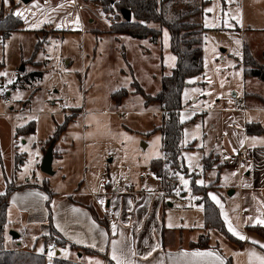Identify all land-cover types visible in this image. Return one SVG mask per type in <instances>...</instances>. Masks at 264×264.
Here are the masks:
<instances>
[{"label": "rangeland", "instance_id": "374dc122", "mask_svg": "<svg viewBox=\"0 0 264 264\" xmlns=\"http://www.w3.org/2000/svg\"><path fill=\"white\" fill-rule=\"evenodd\" d=\"M81 1L79 12L89 5ZM174 4L175 9L183 10L201 7L193 19L201 21L205 28L202 80L208 84L184 92L180 118L188 122L196 114L194 107L231 108L234 91L244 97V47L250 46L261 57L264 0H176ZM17 5L5 7L0 0V10L5 15L12 9L14 14L22 13L19 17L29 29L14 31L0 41V162L4 171L19 167L21 180L29 176L57 191L73 189L78 183L82 189L89 183L94 191L105 190L100 184L104 176L119 188L154 187L156 179L150 163L162 157L163 151L161 133L153 129L161 124L163 113L157 101L146 103L131 83L135 78L151 95L160 90L162 59L167 68L176 63L169 30L163 28L162 39L157 43L129 35L119 41L105 32L110 13L98 2H91V8L84 9L87 25L73 0H19ZM90 18L97 22L101 33L90 31L94 26ZM43 27L45 32L36 31ZM44 38L45 43L33 57L37 42ZM125 55L131 66L125 64ZM121 67H127V74H122ZM34 72H42V76H35ZM121 89L123 93H119ZM1 92H9L12 101L6 103ZM118 110L126 114L118 116ZM218 114L208 111L204 115L205 126L218 125ZM32 121L35 131L17 134V127ZM66 121L55 145L62 157H55L54 174H46L41 169L42 147ZM191 122L182 146L191 174H199L203 154L199 149H186L191 146L189 139L199 137L203 123L201 118ZM15 135L19 157L14 147ZM181 174H176L180 175L178 192H189L192 176ZM196 179L197 184L203 183L201 176ZM9 180L12 186L13 181ZM43 245V239L39 240L37 252L43 251ZM19 248L30 249L29 245Z\"/></svg>", "mask_w": 264, "mask_h": 264}, {"label": "crops", "instance_id": "0c3cea01", "mask_svg": "<svg viewBox=\"0 0 264 264\" xmlns=\"http://www.w3.org/2000/svg\"><path fill=\"white\" fill-rule=\"evenodd\" d=\"M1 1L5 7L19 3V0ZM85 2L89 5L84 9H89L90 3L97 1ZM75 8L87 25L84 9L79 12L82 7L77 8L75 5ZM89 20L94 21L93 18ZM96 23L93 22L94 26L89 29L92 33H101L102 29ZM110 23L104 28L105 32L121 41L126 34L109 32ZM20 30H29L25 28V21ZM263 49L260 59L263 58ZM124 57L125 64L131 66L126 55ZM160 66L162 71V61ZM126 68L121 67L122 74H127ZM130 74L135 77L133 73ZM203 74L197 76V80H193L196 77L189 80L182 101L186 90L208 84L202 80ZM243 77L245 94L240 97L237 92H233V107L216 105L209 109L193 108L196 111L194 121L201 118L203 128L199 137L189 139L191 146L186 149L188 152L199 149L203 154L202 161L207 156L209 162H212L208 170L203 168L199 174H191L188 170L191 176L196 174V177L203 178V183L199 185L213 184L208 196L217 205L228 233L206 225L204 204L196 201L202 195L193 194L192 188L189 192H178L179 187L176 188V185L168 188L165 177L155 175L154 187L126 185L119 188L104 176L100 184L105 190L100 188L94 191L89 183L85 189L79 183L73 189L57 191L50 188L53 194L49 204V195L39 180L35 181L29 176L21 180V168L6 173L0 162V196L5 195L8 202L7 234L11 230L19 233L16 247L29 245L30 249L37 252V244L43 239V251L38 253L44 254L53 243H58L56 238L59 237L64 242L58 243L56 253L59 257L77 260L80 264H264V237L251 229L253 226H264V223H259L264 221V132L252 133L247 129L249 124L256 123L264 130V81L257 78L247 80L245 74ZM236 98L245 100L247 110L236 109ZM221 103V99H218V104ZM208 111L220 114L218 125L213 123L205 126L204 115ZM117 112L126 114L122 110ZM162 113L164 116L166 112ZM189 124L187 122L184 126L183 140ZM17 139L15 135L16 153ZM56 143L53 145V163L55 157H62L59 150L55 149ZM48 147L47 141L45 147H42L44 156ZM243 150L248 153L241 156L244 162L240 164L237 158ZM184 154L186 152H183L185 160ZM175 176L173 174L172 180ZM175 181L180 182V175L176 176ZM178 193H182L181 196ZM229 225L235 232L229 230ZM202 235L209 236L208 246L194 245ZM8 238L13 237L8 235ZM198 252H210L213 255H194Z\"/></svg>", "mask_w": 264, "mask_h": 264}, {"label": "trees", "instance_id": "16d2710c", "mask_svg": "<svg viewBox=\"0 0 264 264\" xmlns=\"http://www.w3.org/2000/svg\"><path fill=\"white\" fill-rule=\"evenodd\" d=\"M100 3L104 11L113 15L109 27V32L114 34H126L135 39L149 40L157 43L162 39L163 28H167L170 33V49L176 56V64L172 68H167L162 59L161 88L155 94H148L140 83L133 78L132 86L135 92L142 94L146 103L152 101L159 102L161 109L166 107L168 111L164 114L160 126L153 131L159 130L162 133V149L164 156L155 158L151 161L150 168L159 177L166 178L168 188H177L178 182L172 180L173 174H188L189 170L183 157V135L184 126L187 123L180 118V111L183 109L182 94L189 80L202 75L204 66V31L203 23L193 19L201 11V7L183 10L175 9L176 0H95ZM205 3V1L203 2ZM16 7V3L12 4ZM13 11L4 14L0 10V41L7 39L14 31L20 30L24 21L21 17L14 14ZM129 10L132 19H124L122 12ZM38 32H45L41 29ZM46 38L40 39L35 46L36 55ZM33 59V58H32ZM31 59V60H32ZM244 74L247 80L257 78L264 81V49L263 58H258L250 46L244 47ZM35 76H42V72L32 73ZM124 90H119L123 93ZM194 118L188 122L193 121ZM67 121L60 126L53 136L48 140V145L55 144L61 133L66 128ZM249 132L262 133L263 128L256 123L248 125ZM35 131L34 121L18 127V135ZM20 154H17L19 157ZM19 160V159H18ZM203 168L208 170L212 166L209 157L204 156ZM221 165V164H219ZM172 175V176H171ZM196 174L192 175L193 194L202 195L197 199L198 203L204 204L206 225L211 226L220 232H226L223 219L220 215L217 205L209 198L208 191L211 185H199L196 183ZM172 180V183H171ZM23 184L21 187H23ZM19 187V186H18ZM44 189L49 195L48 203L52 192L46 183H43ZM8 202L6 196H0V264H80L77 260L57 257L48 259L43 253L35 252L32 249H20L12 247L17 245L18 239H9L7 234L8 223ZM97 217V215L95 214ZM251 229L259 232L264 237V226H253ZM54 232V229L52 230ZM11 236V235H10ZM12 237V236H11ZM58 243L64 242L59 237ZM209 244V236L202 235L194 245L206 247Z\"/></svg>", "mask_w": 264, "mask_h": 264}, {"label": "built area", "instance_id": "2783aa9c", "mask_svg": "<svg viewBox=\"0 0 264 264\" xmlns=\"http://www.w3.org/2000/svg\"><path fill=\"white\" fill-rule=\"evenodd\" d=\"M75 5L77 8L82 7V2L81 0H75ZM113 15L110 14V16L108 17V21L111 22ZM1 97L2 99L6 102V103H10L12 100L10 98V94L7 92H1ZM235 107L238 110H242L245 111L247 110V104L245 102V100L243 98H236L235 99ZM162 112H167L168 109L166 107L162 108L161 110ZM123 112H117L118 115H121ZM248 152L247 150H243L242 152L239 153L238 155V162L241 164L244 162V159H242V155H246ZM59 247L58 243H53L51 245L50 248H48L45 252L44 255L48 258V259H54L59 257L56 253L57 248Z\"/></svg>", "mask_w": 264, "mask_h": 264}, {"label": "water", "instance_id": "95a60500", "mask_svg": "<svg viewBox=\"0 0 264 264\" xmlns=\"http://www.w3.org/2000/svg\"><path fill=\"white\" fill-rule=\"evenodd\" d=\"M25 2H28L29 0H23ZM122 15L124 17V19H126L127 21H130L132 19V14L129 10L127 11H123ZM53 158H54V154H53V143H51L47 149V152L42 160L41 163V169L43 172H45L46 174H53L54 170H53ZM10 235L14 238L17 239L19 238V233L15 230H11L10 231ZM58 255V254H57ZM59 256V255H58Z\"/></svg>", "mask_w": 264, "mask_h": 264}, {"label": "snow or ice", "instance_id": "6c2138e0", "mask_svg": "<svg viewBox=\"0 0 264 264\" xmlns=\"http://www.w3.org/2000/svg\"><path fill=\"white\" fill-rule=\"evenodd\" d=\"M209 11H211V9H209ZM15 15L20 16V15H22V13L16 12ZM237 43H239V41ZM209 82H211V81H209ZM184 183L187 184L188 181H184ZM213 199H215V197H213ZM259 223H264V221H259ZM229 230L235 232V229H233L231 227V225H229ZM236 234L239 235V233H236ZM244 238L245 237H241V239H244ZM194 255H197V256H206V255H213V253H210V252H208V253H200V252H198V253H194Z\"/></svg>", "mask_w": 264, "mask_h": 264}]
</instances>
